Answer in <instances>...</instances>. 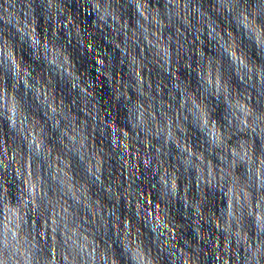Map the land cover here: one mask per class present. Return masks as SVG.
<instances>
[{
    "label": "clouds",
    "instance_id": "obj_1",
    "mask_svg": "<svg viewBox=\"0 0 264 264\" xmlns=\"http://www.w3.org/2000/svg\"><path fill=\"white\" fill-rule=\"evenodd\" d=\"M0 264H264V0H0Z\"/></svg>",
    "mask_w": 264,
    "mask_h": 264
}]
</instances>
